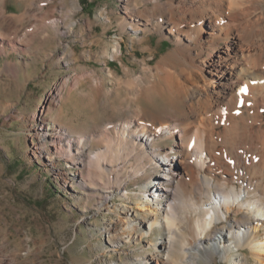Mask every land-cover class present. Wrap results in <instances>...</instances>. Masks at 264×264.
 <instances>
[{"label":"rangeland","instance_id":"1","mask_svg":"<svg viewBox=\"0 0 264 264\" xmlns=\"http://www.w3.org/2000/svg\"><path fill=\"white\" fill-rule=\"evenodd\" d=\"M123 2L0 0V9L11 18L0 19V33L18 36L15 46L0 40V264H152L155 257L164 264H231L240 256L261 264L252 247L223 259L207 240L195 249L183 244L182 234L172 248L162 200L153 214L161 225L152 232L141 238L147 225L141 226L120 237L119 246L108 237L106 229L119 219L116 213L126 216L116 207L130 213L140 208L144 181L124 180L127 196L117 190L104 193L107 173L97 164L86 171L82 164L104 151L100 136L108 124L168 114L155 68L175 47L170 37L153 30L139 41L146 37L142 21L135 25L137 34L126 30ZM133 2L141 9L154 5L153 0ZM117 41L121 50L111 56ZM71 128L83 144L69 143L76 139ZM60 130L70 156L53 153L48 137ZM39 134L47 136L46 145L40 146ZM86 177L97 182L85 185ZM106 195L109 204L103 206ZM216 224L222 227L226 220Z\"/></svg>","mask_w":264,"mask_h":264},{"label":"bare ground","instance_id":"2","mask_svg":"<svg viewBox=\"0 0 264 264\" xmlns=\"http://www.w3.org/2000/svg\"><path fill=\"white\" fill-rule=\"evenodd\" d=\"M123 1L121 24L126 30L137 34L135 25L142 21L146 37L137 35L139 41L153 30L170 37L175 47L155 68L154 85L159 86L168 114L108 124L100 136L104 151L82 164L86 171L97 164L107 173L104 193L117 190L127 196L124 180L144 181L140 208L130 213L116 207L126 216L116 213L119 219L106 229L108 237L119 246L120 237H130L141 226L147 225L141 238L152 232L161 225L153 214L163 206L157 203L162 200L167 204L164 222L173 234L172 248L182 234L183 244L195 249L207 240L223 259L252 247L257 261L264 264V237H260L264 231V0H153V7L145 9L134 0ZM0 19L10 22L11 18L0 9ZM17 38L14 33H0V40L9 46H15ZM130 41L133 44L134 37ZM120 50L117 41L110 48L111 56ZM245 87L247 94L241 91ZM71 133L76 139H69L70 144H83L72 128ZM39 135L40 146L49 138L54 154L70 156L63 149L61 130L48 138ZM159 141L171 144L160 146ZM95 181L86 177L83 183ZM108 197L103 206L109 204ZM222 220L226 224L217 226ZM182 227L186 233H181ZM212 234L221 238H211ZM150 263L164 264V260L155 257ZM231 264L248 263L240 256Z\"/></svg>","mask_w":264,"mask_h":264},{"label":"snow or ice","instance_id":"3","mask_svg":"<svg viewBox=\"0 0 264 264\" xmlns=\"http://www.w3.org/2000/svg\"><path fill=\"white\" fill-rule=\"evenodd\" d=\"M241 91H243L245 94H247V88L246 87L241 89ZM241 103H243V102H241Z\"/></svg>","mask_w":264,"mask_h":264}]
</instances>
